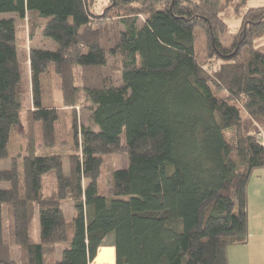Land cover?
<instances>
[{
  "label": "trees",
  "instance_id": "trees-1",
  "mask_svg": "<svg viewBox=\"0 0 264 264\" xmlns=\"http://www.w3.org/2000/svg\"><path fill=\"white\" fill-rule=\"evenodd\" d=\"M99 1L0 0V16L31 15L32 35L41 28L53 45L33 46L23 60L15 19L0 17V160L11 163L0 170L9 184L0 189V264H93L102 247L115 249V264H229L228 248L249 242L248 186L264 169V6L101 0L98 12ZM230 20L236 33L224 45ZM49 72L54 106L43 105ZM87 102L92 126L74 117L65 175L62 156L48 154L58 108ZM16 128L23 148L11 158ZM122 152L128 168L105 167ZM49 173L57 188L47 197ZM64 201L74 207L71 221ZM59 244L60 259L52 254Z\"/></svg>",
  "mask_w": 264,
  "mask_h": 264
},
{
  "label": "rangeland",
  "instance_id": "rangeland-1",
  "mask_svg": "<svg viewBox=\"0 0 264 264\" xmlns=\"http://www.w3.org/2000/svg\"><path fill=\"white\" fill-rule=\"evenodd\" d=\"M105 3H101V0L99 1L98 5V12H102L104 8ZM251 6H264V0H251L250 2ZM1 18H13L15 19L16 29L18 31V38H19V49L21 52V58L23 60H26L28 57V54L30 52V49L33 48V46L38 47H52L53 45L51 42L47 39H45L42 36L41 28L36 29V32L34 35H32V29H31V21L32 16L27 15V17L24 20H21L17 17V15L12 14H1ZM229 24V32L225 37L222 38V42L224 45L229 44L232 41L233 36L236 33V25L238 24L237 21L230 20L228 21ZM113 27L109 25L108 31L109 33H113ZM206 35L205 33H202V31L197 32V42H196V56L200 63H204V57H205V51H206ZM261 45H264V41L261 43ZM114 62L113 59H111L110 64L112 65ZM27 64V63H26ZM28 70V69H27ZM107 72V71H106ZM53 73L49 72L43 77V89H44V96H43V105L44 106H54L58 105L60 103L59 98V92L55 86V80L53 78ZM117 79L118 85H121V78L117 74L115 75ZM28 86H29V79H28ZM60 106V105H59ZM32 103H28V108H32ZM93 105L91 102H87L86 105L77 106L76 108H58L60 119L56 124V148L53 150H49L48 154H59L63 158V169L65 175L70 174V163L68 158V151L73 145V133H72V124L74 117H76L78 126L84 125V126H92V123L90 121V116L92 113ZM32 110V109H31ZM27 109L23 112V122L26 125L27 115H26ZM74 112V114H73ZM21 128L14 129L12 133V137L10 140L9 145V153L10 157L13 158L19 154L22 150V139L20 136ZM35 141L36 146H40L42 144L41 139V127L39 125H36L35 127ZM124 140V138H123ZM61 148H64L62 151ZM108 162L105 163V167L107 168L110 164L111 169H126L129 166V157L128 154L125 152L117 153L112 155L109 159H107ZM11 167L10 158L5 160H0V170H8ZM43 185V193L45 196H55L56 194V182L55 177L53 173H49L43 176L42 180ZM9 188L8 183H0V189H7ZM248 205H249V219L252 223V227L260 228V226L264 225V169L257 170L249 183L248 186ZM63 209L65 212V218L67 221H71L75 215V210L71 202L64 201L63 202ZM259 221H261L259 225ZM9 218H8V209L4 208V233L6 241L10 243L11 238L9 234ZM258 231V230H257ZM264 232V231H263ZM111 236L109 238V241H107V245H110L112 243ZM264 241V235L262 237L253 238L251 241V244H253V247L256 246L261 247L264 249V244L261 243ZM55 252L53 251L52 254L56 256V258L60 259L62 257V249L64 245L59 244L55 246ZM252 247V246H250ZM245 249V248H241ZM13 256L16 259V261H19L22 257V250L19 247H13ZM114 248L113 247H102L99 250L98 259L97 261H94L93 264H115L114 262ZM244 257L247 256V253L243 252ZM49 260H51L49 258ZM264 264V263H262Z\"/></svg>",
  "mask_w": 264,
  "mask_h": 264
},
{
  "label": "crops",
  "instance_id": "crops-1",
  "mask_svg": "<svg viewBox=\"0 0 264 264\" xmlns=\"http://www.w3.org/2000/svg\"><path fill=\"white\" fill-rule=\"evenodd\" d=\"M262 170V169H261ZM249 209V205H248ZM261 221H259L260 225ZM258 230V231H257ZM264 225L260 226V228H253L252 223L249 219V242L246 245H233L228 248V258L229 264H262L264 263V249L261 247L256 246L253 247L251 241L253 238H258L264 235ZM261 243L264 244V241ZM252 246V247H250ZM245 248V249H241ZM247 253V256L244 257L243 252Z\"/></svg>",
  "mask_w": 264,
  "mask_h": 264
}]
</instances>
